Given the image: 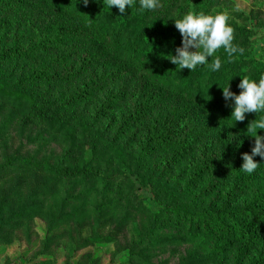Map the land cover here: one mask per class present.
I'll return each mask as SVG.
<instances>
[{
	"label": "rangeland",
	"instance_id": "374dc122",
	"mask_svg": "<svg viewBox=\"0 0 264 264\" xmlns=\"http://www.w3.org/2000/svg\"><path fill=\"white\" fill-rule=\"evenodd\" d=\"M159 4L0 0V264L264 261V161L239 171L264 113L234 126L219 89L264 73V0ZM188 11L225 14L244 52L217 50L215 73L176 69L163 53Z\"/></svg>",
	"mask_w": 264,
	"mask_h": 264
},
{
	"label": "clouds",
	"instance_id": "9594fccd",
	"mask_svg": "<svg viewBox=\"0 0 264 264\" xmlns=\"http://www.w3.org/2000/svg\"><path fill=\"white\" fill-rule=\"evenodd\" d=\"M87 6L89 0H80ZM95 2V0H93ZM136 0H102V5L109 11L115 7L121 14L125 16L127 10L133 8ZM160 6L159 0H138V12L153 11ZM228 17L223 13L204 14L203 12L188 11L180 18L174 19V27L181 37L180 46L175 47L173 52H166L163 55L171 54L168 61L176 66V69H187L190 72L198 67L207 65L211 72L215 73L221 69L222 61L219 56L213 58L217 50L223 48L229 58V62L234 58V53L242 54L243 48L234 45L233 28L227 23ZM239 77V76H238ZM233 78H229L223 87H219L222 97L225 101H231L230 119L234 122H243L246 114L264 113V73H261L258 81L250 80L247 76L240 79L236 87L239 94L230 90ZM233 126V127H234ZM258 130H264V115L259 119L249 122L247 132L250 138H254L250 152L241 153L243 163L239 171L246 174H252L258 167L254 162V157L259 156L264 161V135H259ZM235 137V136H233ZM233 140L229 139L228 143ZM243 141L239 140L237 148L242 146Z\"/></svg>",
	"mask_w": 264,
	"mask_h": 264
},
{
	"label": "trees",
	"instance_id": "16d2710c",
	"mask_svg": "<svg viewBox=\"0 0 264 264\" xmlns=\"http://www.w3.org/2000/svg\"><path fill=\"white\" fill-rule=\"evenodd\" d=\"M31 49H33V48H31ZM31 49H28V50H24V51H20V53H29V51L31 50ZM184 211V215L187 213L186 212V210L184 209V208H177V211H176V214L179 212V211ZM246 211L247 212H254L250 207H247L246 208ZM249 213V214H250ZM257 214H261V213H259V212H257ZM261 215H263V214H261ZM202 218H204L205 220H207V223H208V225H207V227H205V228H211V229H214V230H216L217 231V233H219L220 235H226V234H228V232H229V230L231 229L230 227L228 228L227 226H225V224H224V222L222 221V220H219L218 218H214V217H211V216H206L205 214H201L200 215ZM243 218H245V217H243ZM241 225H243L242 223H241ZM216 231H214L215 233H216ZM208 232H210V231H208ZM214 232H212V233H214ZM241 235H242V237L244 238V240H245V243H246V247L245 248H250V245H252L253 243H256V239H252L250 236H246L245 237V234H243L242 232H244V233H248V231H243L242 230V232L241 231H238ZM233 236H238V234H237V230H234L233 231ZM255 237H257V235L255 236ZM216 239H217V241H216V244L214 245V247H213V252H215V248H217V246H218V241L220 240V238H217L216 237ZM92 242H94L93 240H92ZM218 250H219V246H218ZM260 264H264V261H262V263H260Z\"/></svg>",
	"mask_w": 264,
	"mask_h": 264
}]
</instances>
